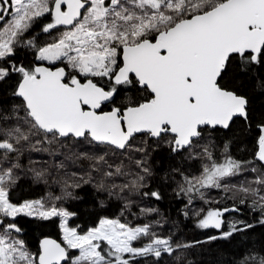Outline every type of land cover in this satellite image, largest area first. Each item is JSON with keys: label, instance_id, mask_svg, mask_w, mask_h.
Segmentation results:
<instances>
[{"label": "snow or ice", "instance_id": "1", "mask_svg": "<svg viewBox=\"0 0 264 264\" xmlns=\"http://www.w3.org/2000/svg\"><path fill=\"white\" fill-rule=\"evenodd\" d=\"M245 80L264 94V0H0V264H188L195 245L264 226V113L240 90ZM237 121L255 132L252 157L235 159L226 143L218 161L212 137ZM162 149L200 165L198 176L177 164L168 177L185 208L197 196L233 202L192 209L216 235L187 242L158 231L162 220L106 216L70 226L78 212L66 205L85 201L82 191L101 208L119 202L121 216L159 214L148 205L164 199L151 187ZM24 179L46 195L17 200ZM22 218L58 220L60 240L33 251ZM231 264H264V248Z\"/></svg>", "mask_w": 264, "mask_h": 264}, {"label": "trees", "instance_id": "2", "mask_svg": "<svg viewBox=\"0 0 264 264\" xmlns=\"http://www.w3.org/2000/svg\"><path fill=\"white\" fill-rule=\"evenodd\" d=\"M38 41L46 43L47 38L44 34H40ZM28 58L31 59V54L28 55ZM239 83L244 84V87L240 90L248 95L254 114L258 118L261 113H264V94H261L258 89H254L252 83L246 80ZM212 140L217 145L215 155L218 161L223 160L222 153L226 143H230V154L235 159L246 160L252 157L256 137L254 131H244L242 122L237 121L230 131L220 130L213 135ZM177 164H181V162L170 159L166 150L162 149L153 155L152 166L155 175L151 181V187L154 189L159 188L164 196V199L161 201H152L148 205L159 208V214L154 215V217H140L137 219L136 216L128 214L121 216L119 202L109 201L107 207L101 208L90 194L82 191L81 194L85 196V201H69L66 205L70 210L78 212V215L69 221L70 226L78 224L81 226V229L93 227L96 226L101 216L120 218L132 225L147 222L148 219H154L163 221V228L157 230L165 235L171 232L183 241H206L208 236L216 235L217 230H202L197 228V217L193 215L192 209L204 208L205 210H209L224 206L231 207L233 202L227 200L220 204L214 202L205 203L197 196L191 206L185 208L188 198L177 197L174 191L176 180L168 179L171 169ZM181 166L187 169V174L197 176L200 174L198 162H186L181 164ZM203 191L208 201L223 200L224 194L220 190L204 189ZM14 195L17 200L37 199L46 195V189L43 185H35L30 180L24 179L15 190ZM240 207L242 209L241 218L256 223L259 219V213L251 212L244 206ZM135 210L138 211V209ZM186 211L188 212L187 216L184 214ZM226 215L228 219H233L236 214ZM21 222L25 228V238L33 251L38 249L41 238L49 237L58 241L60 240L61 232L58 220L39 222L22 218ZM247 248H264V226L257 225L256 228L250 230L247 234L237 235L231 244L224 241L197 244L187 251L186 261L188 264H231ZM165 264H170V258H166Z\"/></svg>", "mask_w": 264, "mask_h": 264}, {"label": "bare ground", "instance_id": "3", "mask_svg": "<svg viewBox=\"0 0 264 264\" xmlns=\"http://www.w3.org/2000/svg\"><path fill=\"white\" fill-rule=\"evenodd\" d=\"M221 146H222V144H221ZM217 148V147H216ZM220 149V148H219ZM217 152V151H216ZM218 154V153H217ZM42 239V238H41Z\"/></svg>", "mask_w": 264, "mask_h": 264}, {"label": "water", "instance_id": "4", "mask_svg": "<svg viewBox=\"0 0 264 264\" xmlns=\"http://www.w3.org/2000/svg\"><path fill=\"white\" fill-rule=\"evenodd\" d=\"M39 247V246H38Z\"/></svg>", "mask_w": 264, "mask_h": 264}]
</instances>
